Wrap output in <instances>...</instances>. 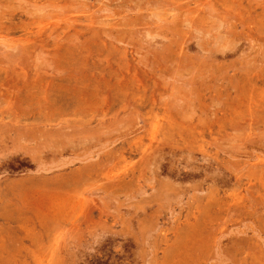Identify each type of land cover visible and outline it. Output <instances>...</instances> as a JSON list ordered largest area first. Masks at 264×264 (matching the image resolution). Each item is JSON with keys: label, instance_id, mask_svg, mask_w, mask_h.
Listing matches in <instances>:
<instances>
[{"label": "rangeland", "instance_id": "obj_1", "mask_svg": "<svg viewBox=\"0 0 264 264\" xmlns=\"http://www.w3.org/2000/svg\"><path fill=\"white\" fill-rule=\"evenodd\" d=\"M206 1L0 0V264H264V0Z\"/></svg>", "mask_w": 264, "mask_h": 264}, {"label": "bare ground", "instance_id": "obj_2", "mask_svg": "<svg viewBox=\"0 0 264 264\" xmlns=\"http://www.w3.org/2000/svg\"><path fill=\"white\" fill-rule=\"evenodd\" d=\"M198 1H200V0H198ZM203 1H206V0H203ZM210 1H211V0H210ZM216 1H217V0H216ZM219 1H220V0H219ZM219 1H218V2H219ZM230 1H231V0H230ZM249 1H250V0H249ZM201 2H202V1H201ZM201 2H200V3H201ZM206 2H207V1H206ZM208 2H209V1H208ZM231 2H232V1H231ZM231 2H230V3H231ZM246 2H248V1H246ZM246 2L244 1L243 3H246ZM262 2H263V1H262ZM262 2L259 1V3H262ZM200 3H199V4H200ZM211 3H214V2H211ZM221 3H222V2H221ZM227 3H228V0H224V4L226 5ZM230 3H229V5H230ZM243 3H242V4H243ZM255 3H256V2H255ZM255 3H254V4H255ZM257 3H258V2H257ZM257 3H256V5H257ZM201 4H202V3H201ZM204 4H206L207 6L209 5V4H207V3H203V5H204ZM224 4H223V6L220 5V7H224V6H225ZM233 4H235V2H234ZM239 4H240V6L242 7V5H241L240 2H239ZM254 4H250V5L253 6ZM212 5H213V4H212ZM229 5H228V6H229ZM235 5L237 6V4H235ZM243 5H244V4H243ZM258 5H259V4H258ZM199 6H200V5H199ZM199 6H198V7H199ZM214 6H215V5H213V7H214ZM230 6H231V5H230ZM247 6H248V5H247ZM247 6H246V7H247ZM262 6H263V5H262ZM129 7H130V6H129ZM185 7H186V5H185ZM195 7H196V6H195ZM201 7H202V6H201ZM201 7H199V8L201 9ZM204 7H205V5H204ZM204 7H203V8H204ZM209 7H210V6H209ZM215 7H216V6H215ZM225 7H226V6H225ZM231 7H232V6H231ZM238 7H239V6H238ZM246 7H245V8H246ZM259 7H260V6H259ZM263 7H264V6H263ZM180 8H181V7H180ZM182 8H183V7H182ZM186 8H187V7H186ZM189 8H190V7H189ZM193 8H194V6H193ZM193 8H192V11H193ZM207 8H208V7H206L205 9H207ZM217 8H218V7H217ZM234 8H236V7H234ZM234 8H233V9H234ZM247 8H248V7H247ZM169 9H171V8H169ZM183 9H184V8H183ZM205 9H204V10H205ZM208 9H210V8H208ZM208 9L205 10V11H209ZM214 9H215V8H214ZM222 9H223V8H222ZM239 9H241V8H239ZM242 9H243V7H242ZM258 9H259V8H258ZM171 10H172V9H171ZM204 10H203V11H204ZM210 10H211V9H210ZM218 10H219V9H218ZM249 10H250V9H249ZM196 11H198V10H196ZM201 11H202V9H201ZM211 11H213V10H211ZM211 11H210V13H209V12H207V13L211 14ZM226 11H227V12H226ZM234 11H235V10H234ZM171 12H172V14L175 13L174 11H171ZM181 12H182V11H181ZM183 12L185 13L186 11L184 10ZM216 12H217V11H216ZM222 12L225 14V12H226V13H229L230 10L228 11V9L226 10V8H225V10H223ZM235 12H236V11H235ZM184 13H182V15H183ZM199 13H200V12H199ZM217 13H218V12H217ZM157 14H158V13H157ZM157 14H155V15L157 16ZM172 14H171V15H172ZM197 14H198V12H197ZM197 14H196V15H197ZM165 15H166V14H165ZM169 15H170V14H169ZM169 15H168V16H169ZM171 15H170V16H171ZM177 15H178V14H177ZM204 15H205V14H204ZM213 15H214V14H213ZM151 16H152V15H151ZM162 16H163V14H162ZM168 16H166V17H168ZM180 16H181V15H180ZM189 16L193 17V15L191 14V12L189 13ZM217 16H220V14L218 13ZM225 16H226V15H225ZM233 16H234V15H233ZM262 16H263V15H262ZM143 17H144V16H143ZM186 17H188V16L186 15ZM198 17H199V16H198ZM220 17H221V16H220ZM222 17H223V16H222ZM230 17H231V16H230ZM145 18H146V17H145ZM157 18H158V17H157ZM184 18H185V17H184ZM199 18H201V17H199ZM205 18H206V17H205ZM232 18H235V17H232ZM261 18H262V17H261ZM165 19H166V18H165ZM173 19H174V18H173ZM173 19H172V21H173ZM176 19H177V18H176ZM196 19H197V18H196ZM222 19H224V18H222ZM256 19H257V18H256ZM258 19H259V18H258ZM121 20H122V19H121ZM180 20H181V19H180ZM185 20H187V19H185ZM185 20H184V21H185ZM201 20H203V19L201 18ZM219 20H221V18L218 19V21H219ZM224 20H225V19H224ZM259 20H260V19H259ZM164 21H165V20H164ZM182 21H183V20H182ZM198 21L200 22V20H198ZM227 21H228V20H227ZM235 21H236V20H235ZM238 21H239V20H238ZM243 21H244V20H243ZM260 21L262 22L263 20L261 19ZM100 22H101V21H100ZM167 22H168V21H167ZM125 23H126V22H125ZM168 23H170V22H168ZM171 23H172V22H171ZM202 23H203V22H202ZM229 23H230V21H229ZM232 23H233V22H232ZM89 24H90V23H89ZM172 24H173V23H172ZM189 24H190V23H189ZM189 24H188V25H189ZM233 24H234V23H233ZM185 25H186V24H185ZM192 25H193V24H192ZM123 26H124V25H123ZM125 26H126V25H125ZM155 26H157V25H155ZM199 26H200V25H199ZM220 26H221V25H220ZM240 26H241V25H240ZM169 27H170V26H169ZM200 27H201V26H200ZM200 27H198V28H200ZM218 27H219V26H218ZM87 28H88V27H87ZM187 28H188V27H187ZM167 29H168V28H167ZM177 29H178V28H177ZM165 30H166V29H165ZM197 30H198V29H197ZM204 30H205V29H204ZM214 30H215V29H214ZM219 30H220V29H219ZM251 30H252V29H251ZM177 31H178V30H177ZM227 31H229V30L227 29ZM160 32H161V31H160ZM162 32H163V31H162ZM172 32H173V31H172ZM188 32H189V30H188ZM194 32H195V31H194ZM211 32H214V31H211ZM225 32H226V31H225ZM116 33H117V32H116ZM197 33H198V32H197ZM206 33H208V32H206ZM234 33H235V32H234ZM176 34H178V33H175V36H177ZM183 34H185V32H184ZM183 34H182V35H183ZM199 34L201 35V33H199ZM204 34H205V33H204ZM229 34H230V32H229ZM193 35H194V34H193ZM197 35H198V34H196V36H197ZM223 35H224V34H223ZM223 35H222V36H223ZM226 35H228V34H226ZM1 36H2V35H1ZM164 36H165V35H164ZM179 36H180V35H179ZM184 36H185V35H184ZM191 36H192V35H191ZM191 36H190V38H191ZM250 36H251V35H250ZM171 37H172V36H171ZM182 37H183V36H182ZM192 37H193V36H192ZM200 37H201V36H200ZM204 37H205V36H204ZM220 37H221V36H220ZM223 37H224V36H223ZM229 37H230V36H229ZM233 37H234V36H233ZM19 38H20V37H18V39H19ZM180 38H181V36H180ZM197 38H199V37H197ZM202 38H203V37H202ZM206 38H207V37H206ZM214 38H215V37H214ZM225 38L227 39V37H225ZM225 38H224V39H225ZM235 38H236V37H235ZM12 39H13V38H12ZM163 39H164V38H163ZM203 39H204V43H205V38H203ZM217 39L220 40L219 37H218ZM217 39H215V40L217 41ZM232 39H233V38H232ZM164 40H165V39H164ZM164 40H162V41H164ZM167 40H168V39H167ZM208 40H209V39H208ZM212 40H213V39H212ZM228 40H230V39H228ZM162 41H161V42H162ZM182 41H183V40H182ZM182 41H181V42H182ZM206 41H207V39H206ZM230 41L232 42V40H230ZM235 41H236V40H235ZM161 42H160V44H161ZM166 42H169V40L166 41ZM179 42H180V41H179ZM214 42H215V41H213V43H214ZM218 42L220 43V41H218ZM218 42H217V45H218ZM225 42L227 43V41H224L223 43H225ZM233 42H234V41H233ZM176 43H177V42H176ZM185 43H186V42H185ZM211 43H212V42H211ZM15 44H16V43H15ZM171 44H172V43H171ZM177 44H178V43H177ZM177 44H176V45H177ZM180 44H181V43H180ZM215 44H216V42L214 43V45H215ZM228 44H230V43H228ZM232 44H233V43H232ZM234 44H235V43H234ZM206 45H207V44H206ZM214 45H212V46H214ZM219 45H220V44H219ZM235 45H236V44H235ZM171 46H172V45H171ZM188 46H189V45H188ZM227 46H231V45H227ZM210 47H211V46H210ZM214 48H215V47H214ZM233 48H234V47H233ZM169 49H170V48H169ZM208 49H209V48H208ZM217 49H218V48H217ZM222 49H223V47H222ZM213 50L215 51V49H213ZM224 50H225V45H224ZM224 50H223V51H224ZM206 51H207V50H206ZM217 51H219V50H217ZM223 51H220V52H223ZM169 52H170V51H169ZM215 52H216V51H215ZM215 52H214V53H215ZM224 52H225V51H224ZM261 53H262V52H261ZM201 54H202V53H201ZM217 54H218V53H217ZM224 54H225V53H224ZM228 54H229V53H228ZM204 55H205V53H204ZM209 55H210V54H209ZM263 55H264V54H263ZM214 58H215V57H214ZM183 61H184V60H183ZM186 66H188V65H186ZM177 68H178V67H177ZM183 70H184V69H183ZM207 70H208V69H207ZM191 84H192V83H191ZM205 87H206V86H205ZM173 89H174V88H173ZM171 90H172V89H171ZM175 91H177V90H175ZM189 92H190V90H189ZM177 93H178V92H177ZM167 95H168V93H167ZM169 95H170V94H169ZM182 95H183V94H182ZM252 96H253V95H251V97H252ZM170 97H172V94L170 95ZM179 98H180V97H179ZM183 98H185V96H184ZM183 98H182V99H183ZM190 98H191V97H190ZM252 98H253V97H252ZM185 99H186V98H185ZM185 99H184V100H185ZM175 100H177V99H175ZM179 100H180V99H179ZM184 100H183V101H184ZM194 100H195V99H194ZM185 101H186V100H185ZM190 101H191V99H190ZM240 101H241V100H240ZM188 102H189V101H188ZM250 102H251V101H250ZM185 103H186V102H185ZM185 103H183V104H185ZM181 104H182V103H181ZM188 104H189V103H188ZM177 106H178V105H177ZM187 106H188V105H187ZM187 106H186V107H187ZM191 106H192V105H191ZM189 108H190V107H189ZM177 109H178V108H177ZM182 109H183V108H182ZM183 111H184V110H183ZM180 112H181V111H180ZM183 113H184V112H183ZM189 115H190V114H189ZM164 116H165V115H164ZM150 117H151V116H150ZM167 117H169V115H168ZM152 120H153V119H152ZM153 121H154V120H153ZM156 121H158V120H156ZM156 121H155V122H156ZM169 121H170V120H169ZM171 121H172V120H171ZM166 122H167V121H166ZM159 123H160V122H159ZM161 123H162V122H161ZM169 123H170V122H169ZM172 124H174V123H172ZM157 125H158V124H157ZM164 126H165V125H164ZM173 127H174V126H173ZM250 127H251V126H250ZM154 129L156 130V128H154ZM158 129H159V128H158ZM163 129H164V127H163ZM163 129H162V130H163ZM250 129H251V128H250ZM169 130H170V129H169ZM172 130H174V129H172ZM150 131H151L152 133H154V131H152V130H150ZM157 131H158V130H157ZM159 132H160V129H159ZM248 132H249V131H248ZM160 133H161V132H160ZM173 133H174V132H173ZM164 134H165V133H164ZM171 134H172V133H171ZM152 135H153V134H152ZM158 135H159V134H158ZM162 136H164V135H162ZM162 136H161V137H162ZM164 137H165V136H164ZM168 137H170V135H169ZM153 138H154V137H153ZM165 138H166V137H165ZM170 140H171V139H170ZM167 141H168V140H167ZM153 145H154V144H153ZM158 146H159V145H158ZM152 147H153V146H152ZM169 147H170V146H169ZM156 148H157V147H156ZM147 149H148V148H147ZM153 149H154V147H153ZM204 150H205V149H204ZM146 151H147V150H146ZM178 151H179V150H178ZM143 152H144V151H143ZM145 154H146V153H145ZM169 154H170V153H169ZM139 155H140V154H139ZM148 156H149V155H148ZM170 156H171V155H170ZM144 157H145V156H144ZM209 157H210V156H209ZM147 158H148V157H147ZM147 158H146V159H147ZM206 159H207V158H206ZM160 162H161V161H160ZM216 162H217V161H215V163H216ZM190 163H191V162H190ZM213 163H214V162H213ZM184 165H185V164H184ZM218 165H219V164H218ZM190 166H191V165H190ZM193 166H194V165H193ZM215 166H216V165H215ZM218 167H219V166H218ZM214 168H215V167H214ZM221 170H222V169H221ZM189 171H191V170H189ZM223 171H224V170H223ZM186 172H187V171H186ZM218 173H219V172H218ZM180 174H181V173H180ZM185 174H187V173H185ZM191 174H192V173H191ZM222 174H223V173H222ZM222 174H221V175H222ZM189 175H190V174H189ZM192 175H193V174H192ZM192 175H191V176H192ZM219 175H220V174H219ZM185 176H186V175H185ZM227 176H228V175H227ZM224 177H225V176H224ZM222 178H223V177H222ZM233 178H234V177H233ZM232 180H233V179H232ZM232 180H231V181H232ZM221 181H222V180H221ZM224 181H225V180H224ZM212 182H213V181H212ZM218 182H219V181H218ZM222 183H223V182H222ZM232 183H233V181H232ZM234 183H235V182H234ZM224 184H225V183H224ZM226 184H227V183H226ZM228 184H229V183H228ZM221 185H222V184H221ZM222 186H223V185H222ZM224 186H225V185H224ZM228 186H229V185H228ZM233 186H234V185H233ZM252 198H253V197H252ZM254 201H255V200H254ZM257 203H258V202H257ZM238 213H239V212H238ZM242 213H243V212H242Z\"/></svg>", "mask_w": 264, "mask_h": 264}]
</instances>
